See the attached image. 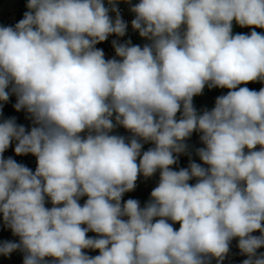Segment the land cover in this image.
I'll return each instance as SVG.
<instances>
[{
	"label": "clouds",
	"instance_id": "obj_1",
	"mask_svg": "<svg viewBox=\"0 0 264 264\" xmlns=\"http://www.w3.org/2000/svg\"><path fill=\"white\" fill-rule=\"evenodd\" d=\"M121 3L143 45L121 42ZM26 9L0 25V222L18 238L0 241V256L224 264L236 240L241 264H264V86H246L264 85V0H27ZM110 36L106 58L97 45ZM205 88L227 92L198 110ZM12 96L30 127L2 118ZM194 133L200 147L188 143ZM13 145L36 158L34 171L5 158ZM182 155L187 167L174 168ZM157 173L143 206L124 199Z\"/></svg>",
	"mask_w": 264,
	"mask_h": 264
},
{
	"label": "rangeland",
	"instance_id": "obj_2",
	"mask_svg": "<svg viewBox=\"0 0 264 264\" xmlns=\"http://www.w3.org/2000/svg\"><path fill=\"white\" fill-rule=\"evenodd\" d=\"M133 2H135V0H133ZM15 4H16V0H0V22H7L10 23L12 21H14L15 19ZM125 6H128L127 4L121 3ZM234 33H248L251 31L250 28H240L239 26L234 25V29H233ZM257 32H259L256 29ZM251 89L252 90H256L259 91V89L264 86L260 83H251ZM247 87L250 86V84L246 85ZM227 89H207L205 88L203 95L195 97L194 98V105L196 106V108L199 109H203L205 107H207L208 109H211L214 106V102L217 96L222 95V94H226ZM7 106V103L4 104L3 106V110L4 108ZM14 112L17 114L16 110H14ZM24 117V121H20V119H18V124H23L25 125V127H30V121L28 119H26V114L24 113L23 115ZM117 133L120 135H125L127 136L129 133H127L123 128H119L117 129ZM188 143L190 145H193L195 147H199V144L197 143V140L195 139L194 135L191 137L190 141H188ZM14 145L12 147L9 148L8 151H6L5 154V158L11 156L13 157L18 163H22L24 165H26L27 167H29L30 169H32L33 171L35 170L36 167V161L34 160H28L27 158L31 155H27V156H17L14 153ZM144 150V149H143ZM187 159V163L189 162V158L188 156L186 157ZM193 159L194 160H198V157H196L193 154ZM154 183H153V177L145 180L143 177H140L137 181V187L135 189V191L133 192H129L126 193V199L128 198H134L137 199L141 202V205L143 206V204L146 202L144 198V196H148L150 197V192L151 190L154 188ZM47 206H51L50 204ZM174 227H176L178 229L179 225H175ZM93 236V235H92ZM17 237H14L11 233V231L9 229H6L2 222H0V241H4V240H17ZM234 251L233 246L231 245V250H230V254L231 251ZM19 253L20 252H14L11 254L10 257H5L6 261L5 264H17L18 257H19ZM98 251L96 252H91L89 251V255H97ZM229 254V255H230ZM229 257V256H228ZM16 259L18 260L15 263H12L11 260ZM215 261H213L212 263H214Z\"/></svg>",
	"mask_w": 264,
	"mask_h": 264
},
{
	"label": "built area",
	"instance_id": "obj_3",
	"mask_svg": "<svg viewBox=\"0 0 264 264\" xmlns=\"http://www.w3.org/2000/svg\"><path fill=\"white\" fill-rule=\"evenodd\" d=\"M136 2H138V0H135V2H133V3H136ZM118 7L120 9V13H121L122 18L128 23L126 36L123 37V38H120L121 42H123L124 40L131 39L133 44L143 45L146 41L143 40L141 37H139L138 32H135L131 28V20L134 18V14H132L129 11V7L128 6H125L123 4H119ZM257 30L259 32H264V30H262V29H257ZM113 39H116V37L115 36H110L107 41L97 45L98 48L103 49L106 58H111V57H113L115 55L114 49L112 48V45H111V41ZM15 102H16V99L14 100V104H15ZM23 115H24L23 111L17 112L18 119H20V121H22V122L24 121ZM124 199L126 200V196H124ZM81 203H83V199L81 200ZM88 235L92 236L94 234L93 233H88ZM258 252H264V248L259 249Z\"/></svg>",
	"mask_w": 264,
	"mask_h": 264
},
{
	"label": "trees",
	"instance_id": "obj_4",
	"mask_svg": "<svg viewBox=\"0 0 264 264\" xmlns=\"http://www.w3.org/2000/svg\"><path fill=\"white\" fill-rule=\"evenodd\" d=\"M26 3H27V0H16V4H15V7H14L15 8V19H14V21L10 22V23L0 22V25H3V26H14L19 20H21L23 18L24 12L27 11ZM14 100H15V96L10 97V100L7 103V106L3 110V117L2 118L16 117V120H17V123H18V116L14 112L15 109L13 107ZM151 146H152L151 144H145L144 145V150H147ZM4 156H5V154H4ZM27 159L36 161V158L34 156H29ZM173 167L174 168H181V167H187V166L179 159V164L176 165V166H173ZM158 180H159V173H157L156 175L153 176L154 186L157 185ZM194 182L195 181H190V183H194ZM240 257H242L240 254L236 255V257L233 259V264H241Z\"/></svg>",
	"mask_w": 264,
	"mask_h": 264
},
{
	"label": "crops",
	"instance_id": "obj_5",
	"mask_svg": "<svg viewBox=\"0 0 264 264\" xmlns=\"http://www.w3.org/2000/svg\"><path fill=\"white\" fill-rule=\"evenodd\" d=\"M13 22V21H12ZM250 84V86L248 87L249 89H251V83H249ZM243 86V85H242ZM194 135V137H195V139L197 140V143L199 144V147L201 146L200 145V143H199V136H198V134H193ZM186 157L187 156H185V155H182V156H180V160L187 166L188 165V163H187V159H186ZM196 162H200L199 161V159L196 161ZM149 196V195H148ZM148 196H144V198L143 199H145V201H147L148 199H149V197ZM254 235H259V233L257 232V233H254ZM232 246H233V248H234V251L232 250L231 251V254L229 255V257L224 261V264H233V259L236 257V255H238V254H240L239 253V249H238V247H237V241L236 240H233L232 241V244H231ZM242 256V255H241ZM247 257L246 256H242V257H240V262H242L244 259H246ZM19 260V261H18ZM18 260H16V259H13V260H11V262L12 263H15V262H17V264H22V260H23V256H22V254L21 253H19V257H18ZM5 261H6V259H5V257L4 256H0V264H5ZM212 264H215V262L214 263H212Z\"/></svg>",
	"mask_w": 264,
	"mask_h": 264
}]
</instances>
